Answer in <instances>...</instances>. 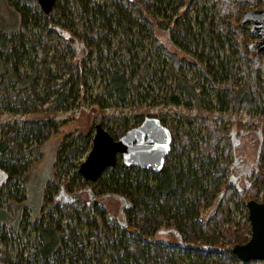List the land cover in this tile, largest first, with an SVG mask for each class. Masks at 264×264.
Returning <instances> with one entry per match:
<instances>
[{
  "label": "trees",
  "instance_id": "1",
  "mask_svg": "<svg viewBox=\"0 0 264 264\" xmlns=\"http://www.w3.org/2000/svg\"><path fill=\"white\" fill-rule=\"evenodd\" d=\"M9 1L0 0L10 5L7 18L0 12V108L6 111L41 112L35 103L53 97L49 109L55 114L69 97H76L73 103L84 96L87 75L96 79L98 74L101 89L91 95V106L102 113L114 105L132 103L138 107L139 100L150 98L151 85L143 93L139 88L144 80L154 78L150 66L159 60L153 52L143 57L133 52L141 46L139 35L147 36L152 31L147 23L161 26L166 21L169 41L183 52L196 53L199 48L204 51L214 38L222 43L226 64H220L222 60L216 64L206 61L196 69L209 88L215 90L216 106L211 104L210 110L214 108L222 114L247 108L256 110L264 119L262 53L245 49L244 42L257 37L246 34L248 27L239 24L244 11L261 8L264 0H56L49 15L35 9V0H24L27 5L21 6ZM201 4L198 12L202 16L194 19V29L189 14ZM180 7L184 8L181 12ZM53 27L69 35L64 37ZM28 28L38 30L40 37L25 41ZM53 33L64 48L49 46ZM119 36L124 45L120 56L112 53L111 45ZM232 55L234 59L230 61ZM92 58L96 63L94 71L87 69ZM25 61L27 70L21 72ZM173 64L179 95L168 87L169 98L161 99L162 102L190 107L194 101L200 105L207 95L204 85L196 93L195 85L188 84L182 75L179 60ZM146 117L159 119L171 134L170 151L161 170L155 174L127 167L118 158L115 167L106 169L95 183H84L78 172L70 175L67 166L59 172L65 186L60 187L58 194L71 193L76 185H87L92 198L87 193L88 200L82 207L76 200L61 206L51 198L43 200L44 206L36 209V219L31 224L34 240L25 242L16 252L0 249V264H264L257 260L242 263L231 252L234 245L245 243L250 235L247 211L239 219L233 213L245 208L247 200L258 201L261 192L259 202L264 198L260 158L264 125L257 171L247 190L236 191L222 182L233 155L229 146H221L228 139L222 117L184 118L183 125L192 131L177 130L172 122L142 114L114 117L110 128L101 125L117 139ZM101 118L103 122L105 117ZM27 124V129L22 122L7 125L0 132V169L8 175L6 189L0 190L1 244L25 229L23 223L29 209L24 195L26 155L30 152L27 146L30 142L42 144L58 127L46 118ZM202 132L206 138L200 137ZM91 140L84 142L83 147L70 146L69 151L84 148L87 152ZM63 149L64 145L57 153L59 162L67 160L62 158ZM113 196H120L131 205L124 210L125 228L106 210L105 201ZM211 208L210 216L204 219V212ZM179 242L192 247L183 248Z\"/></svg>",
  "mask_w": 264,
  "mask_h": 264
},
{
  "label": "rangeland",
  "instance_id": "2",
  "mask_svg": "<svg viewBox=\"0 0 264 264\" xmlns=\"http://www.w3.org/2000/svg\"><path fill=\"white\" fill-rule=\"evenodd\" d=\"M100 1L114 3L117 0ZM26 2L24 0L9 1L11 5L13 3H17L19 6L27 5ZM263 4L264 1L262 5ZM202 6V4L199 5L195 12L192 11L189 14V18L193 20L192 26L194 29V19L197 17L201 18L202 16L200 13ZM7 7H10V5L0 3V12L5 18H7V15H9ZM35 9L40 11L38 4ZM183 9V7H180L178 11L181 12ZM210 15L211 14H208L207 17H210ZM166 23L167 22L165 21V23H163L161 26H153L151 23H147V26L152 31L147 36L144 34L139 35L138 39H140L141 46L134 49L133 53L138 54L139 57H143L148 52H153L154 57L159 60V63L154 60L150 66L151 73H154V78H148L144 80L142 82V86L139 88L143 93L148 88V85H151V89H149L151 90V92H149L150 98L145 101L139 100L140 105L138 107H135L134 104L132 105V103L123 106L114 105L111 108H107L102 113L97 110V108L91 106V95H95L101 89V81L98 74L96 79H93L92 76L87 75L84 96L80 95V97L77 98L73 103L71 101L76 97H69L59 112H56L55 114H52L49 109L50 101L53 99V97H49V101L43 103L41 101H37L35 103L36 108L42 110L41 112L37 113H11L4 110L3 108H0V132L6 130L7 125L12 126L22 122L25 123L24 128L27 129L29 126L27 122L42 120L45 118L52 119V121L58 126L57 130L54 133H51L47 140H45L42 144L34 145V143L31 144L32 142H30L29 146H33L31 148L27 146V149L30 150V152H28L26 155V162L28 163V166L24 182V195L26 196L28 205L27 207L29 209L26 210V218L23 223L25 229H20L18 231V235L15 236L14 239H10L6 244L0 243V249L7 248L12 252H16L19 248L25 246V242H32L34 240V232L32 231L31 224L36 219V209H40L41 206H44L43 200L51 198L52 201L56 202L59 206L64 204L62 198H58L60 187L65 186V181L59 177V172L65 168L67 169V166L69 167L68 169L71 170L69 172L70 175L75 171L78 172L80 163L86 158L89 152H85L86 150H84V148H81L75 152L69 151L70 146L77 145V147H83L82 145H84V142L88 143L90 139H92L95 132V125L102 124L106 128H110L112 126L114 117L131 116L134 114H142L144 116L156 115L166 120L168 123L172 122L177 130L186 131H192V128L183 125L184 118H194L197 115H200L201 117H212L214 119L217 117H222L226 127L228 128V139L225 142L223 141L221 146H229L230 153L233 154L231 156L232 162L230 167L243 162H246L252 167L258 147L257 132L262 131L264 119L259 117V113L256 112V110L249 111L247 108L234 110L232 112H224L222 114L218 113L216 110H214V108L210 110L212 108L211 104L213 107L216 106V102L214 101L215 90L210 89L208 85L209 83L203 76H201L200 72L196 71V69L199 70V67L202 68L206 61H211L212 63L214 62L216 64L222 60L220 64H226L227 55L225 54V50L221 45L222 43H217L216 39L214 38L211 45L204 48V51L199 48L196 53L187 51L183 52V50L178 49L169 41V36L167 35L169 28ZM207 26L208 23L204 25V27ZM245 32L246 34H249L248 29H246ZM56 36V33H53L50 36L49 46L58 47V49L64 48V45L60 43ZM25 37V41H29L30 39V41H32L34 38H39L40 34L38 30L28 28V33ZM122 42V36L113 39L111 44L112 53L115 52L119 54L118 56L121 55L124 46ZM253 42L254 40L246 41L244 42L243 46L245 49H247L248 46ZM30 44L31 43L28 42L27 45L29 46ZM230 51L231 54H233L232 50ZM176 59H178L180 62L179 66H181V72L185 77L186 82L188 84L195 85L196 93L199 94L201 86L204 85V91L207 95L200 105L196 104L194 101L191 102L190 107H185L183 105L175 106L169 102H162L161 99L164 98L167 100L169 98V93H167L168 87L171 88V91H175V93L179 95V91H177L178 79L176 78V75L172 69V66L174 65L173 63L176 61ZM230 59V61H233L234 55H232ZM262 59L264 61V51L262 52ZM95 65L96 63L94 58H92L87 64V69L94 71ZM27 67L28 62L25 61L21 65V72L26 71ZM206 97H208V100ZM183 99L184 101L187 100L185 97ZM209 101L211 103H209ZM102 115L105 117L103 122L101 120ZM239 124L241 127L238 126ZM194 130H196V128ZM194 130L193 133L195 134L197 130ZM246 131H249V135L244 134ZM200 137L206 138V134L202 132ZM73 139H75L73 142L74 145H70L73 144ZM62 145H64V149L61 151L63 154L62 158H67L65 162L62 160L60 162L57 161V153L59 152ZM260 158L264 167V150L261 151ZM70 175H68V177H71ZM231 175L234 177L236 176L235 170L231 173L227 171L225 177L222 179V182L228 183ZM240 184L241 186L243 185L242 182ZM5 189L6 188L3 187L1 192ZM87 189H90L87 185H76L72 188L71 193H64L67 195L76 196L75 203L79 207H82L88 200ZM65 190L69 192L68 189L65 188ZM78 191L80 194H74V192L78 193ZM261 197L262 192L258 201L261 200ZM105 204H107L106 210L111 216L114 217L116 223L118 225L122 224L124 219L121 216V204L114 198L106 199ZM48 206L49 205H46V209ZM211 211L212 208L207 210V212H204V219H208ZM245 211H247L246 206L245 208L240 207V209L233 214L237 217V219H239V216L243 215ZM126 221L127 220L125 219V222Z\"/></svg>",
  "mask_w": 264,
  "mask_h": 264
},
{
  "label": "water",
  "instance_id": "3",
  "mask_svg": "<svg viewBox=\"0 0 264 264\" xmlns=\"http://www.w3.org/2000/svg\"><path fill=\"white\" fill-rule=\"evenodd\" d=\"M45 15H49L54 7L56 0H35ZM239 24L247 26L248 32L257 37L252 44L248 46L251 52L262 53L264 51V4L258 9H248L241 14ZM57 33L64 37L69 34L53 27ZM258 135V147L255 164L258 161L262 145L260 132ZM171 145V134L166 126L159 119L146 117L143 121L129 130L119 138L114 139L101 124L95 125V132L91 140V147L86 158L80 163L78 173L81 175L84 183H95L106 169L115 167L117 159L120 158L123 165L127 167H136L142 170H148L152 173H158L164 165L169 154ZM8 182V175L0 169V190ZM229 185H233L236 191H245L250 183L247 181L244 187L236 183V178L230 176ZM264 186V174L262 178ZM90 199L91 191L87 189ZM62 198L65 203H73L74 195H67L60 191L58 198ZM122 206L121 216L124 219L121 228H125L124 210L130 209L131 205L127 200L120 196H113ZM247 218L250 225V235L243 244L234 245L231 252L236 258L246 263L251 260L262 261L264 263V198L261 202L247 200L246 202ZM183 248H191V244L179 242ZM206 250H209L206 247Z\"/></svg>",
  "mask_w": 264,
  "mask_h": 264
},
{
  "label": "flooded vegetation",
  "instance_id": "4",
  "mask_svg": "<svg viewBox=\"0 0 264 264\" xmlns=\"http://www.w3.org/2000/svg\"><path fill=\"white\" fill-rule=\"evenodd\" d=\"M242 134V133H241ZM245 135H249V132H245L244 133ZM258 136V135H257ZM262 137V136H261ZM257 153V151H256ZM259 159V158H258ZM255 160H256V156H255ZM258 163V161H257ZM257 163L255 164V161L252 163V167L249 166V164H247L246 162H243L241 164H236V165H233L229 168V172H236V183H238L240 186H241V182L243 183V185L241 187H244L245 186V183L249 180L250 178L255 174V172L257 171ZM233 176V175H231ZM250 183V182H249ZM233 186V185H231ZM250 186V185H249ZM247 190V189H246Z\"/></svg>",
  "mask_w": 264,
  "mask_h": 264
}]
</instances>
